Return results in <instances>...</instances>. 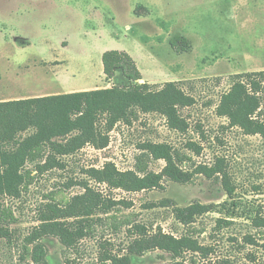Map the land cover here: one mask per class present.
<instances>
[{
  "label": "rangeland",
  "instance_id": "obj_1",
  "mask_svg": "<svg viewBox=\"0 0 264 264\" xmlns=\"http://www.w3.org/2000/svg\"><path fill=\"white\" fill-rule=\"evenodd\" d=\"M178 35L190 40L189 52L178 54L172 48L170 40ZM112 50L134 58L143 74L142 83L159 88L180 82L195 97L196 104L182 110L190 124L188 133L171 130L159 114L141 113L131 125L121 123L110 133L107 149L86 147L66 159L65 170L38 176L21 198H5L4 204L17 221L11 225L12 241L0 243V264L30 263L22 259L23 245L39 225L49 194L56 193L59 200L81 194V187L65 185L86 178L84 170L100 168L108 161L123 171L133 169L139 145L147 141L168 143L191 155L185 146L197 142L204 148L200 156L193 157L197 163L212 164L217 156H226L238 185L237 200L251 205L264 198L253 189L261 185L264 190L263 139L225 129L227 121L215 112L221 95L230 88L231 76L264 69V0H0V101L122 85L125 78L120 71L112 82L103 72V54ZM164 166V161L150 162L154 172ZM163 186L142 193L96 187L104 196L132 203L124 213L135 214L136 223L150 230L161 228L182 236L195 228L193 236L213 252L208 258L187 253L179 260L183 264H221L223 260L255 264L248 257L251 252L264 259L262 249L244 242L246 234L256 232L245 217L221 229L217 220L226 219L221 211L199 217L190 227L175 219L177 206L231 202L221 185L197 176L190 184L168 181ZM166 200L170 205L164 207ZM97 224L95 234L75 249L66 248L57 238H47L48 264H99L106 250L126 253L132 242L129 228L113 232L103 222ZM171 262L172 256L161 251L133 257V264Z\"/></svg>",
  "mask_w": 264,
  "mask_h": 264
},
{
  "label": "trees",
  "instance_id": "obj_2",
  "mask_svg": "<svg viewBox=\"0 0 264 264\" xmlns=\"http://www.w3.org/2000/svg\"><path fill=\"white\" fill-rule=\"evenodd\" d=\"M170 44L178 54L192 48L190 40L180 35L173 37ZM102 62L108 82L118 77V71L125 82L105 89L0 101V243L12 241L11 225L17 221L4 199L21 198L38 176L55 169L65 170L66 159L86 147L98 151L107 149L110 133L119 124L131 125L141 113L159 114L171 130L188 133L190 124L182 110L194 106L196 99L180 82H167L159 88L142 83L143 74L127 52L107 51ZM215 112L227 121L225 129H236L249 137L258 136L264 142V70L231 76L230 88L221 95ZM198 129L207 140L200 125ZM185 150L193 155L168 143L147 141L139 145L140 152L131 170H120L112 161L100 168L84 170L86 178L71 180L65 185L67 188L81 187V194L63 200L56 198V193L47 196L39 225L25 238L22 259H30L29 264H48L47 238H57L66 248L75 249L81 241L95 234L99 222L113 232L128 227L132 234L126 253L114 254L106 250L99 257V264H133V257L158 251L172 256L173 262L169 264H183L179 260L187 253L208 258L213 248L202 245L193 236L195 228L188 229L182 236L166 233L161 228L150 230L136 223L135 214L124 213L123 209L131 208L132 203L104 196L96 187L142 193L164 189L163 183L168 181L190 184L197 176L221 185L231 202L219 205L194 202L185 207L177 206L173 210L175 219L190 227L199 217L221 211L226 215V219L217 220L221 229L245 217L256 231L244 236L245 244L264 251V198L254 200L257 204L251 205L237 200L238 185L226 156H217L212 164L197 163L193 157L202 154L203 146L189 141ZM152 161H164L165 166L160 172L151 171ZM253 189L256 195L264 196L261 185H254ZM168 205L169 200L163 202L164 207ZM248 257L255 264H264V259L256 252ZM221 264H229V260Z\"/></svg>",
  "mask_w": 264,
  "mask_h": 264
},
{
  "label": "crops",
  "instance_id": "obj_3",
  "mask_svg": "<svg viewBox=\"0 0 264 264\" xmlns=\"http://www.w3.org/2000/svg\"><path fill=\"white\" fill-rule=\"evenodd\" d=\"M264 69L260 70V71H263ZM91 90V88L87 87V88H83V89H70V92H77V91H89ZM58 94H63V93H66V92H57ZM57 95V94H56ZM41 96H46V95H41ZM40 95L39 96H34V97H41ZM28 98H31V97H28ZM23 99V98H22ZM26 99V98H24Z\"/></svg>",
  "mask_w": 264,
  "mask_h": 264
}]
</instances>
